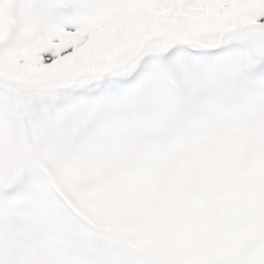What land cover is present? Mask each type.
<instances>
[{"label": "snow or ice", "instance_id": "obj_1", "mask_svg": "<svg viewBox=\"0 0 264 264\" xmlns=\"http://www.w3.org/2000/svg\"><path fill=\"white\" fill-rule=\"evenodd\" d=\"M0 264H264V0H0Z\"/></svg>", "mask_w": 264, "mask_h": 264}]
</instances>
